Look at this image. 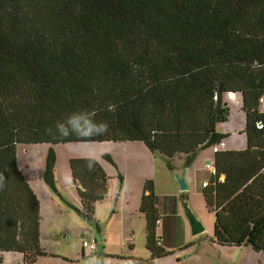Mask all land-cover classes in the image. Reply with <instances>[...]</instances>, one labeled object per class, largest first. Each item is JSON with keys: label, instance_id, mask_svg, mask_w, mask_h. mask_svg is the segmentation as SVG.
Segmentation results:
<instances>
[{"label": "trees", "instance_id": "trees-1", "mask_svg": "<svg viewBox=\"0 0 264 264\" xmlns=\"http://www.w3.org/2000/svg\"><path fill=\"white\" fill-rule=\"evenodd\" d=\"M223 92L242 95L247 145L214 152L215 172L202 187L215 213L212 240L261 251L264 0H0V252H22L23 264L44 254L40 202L18 165V144L141 141L175 173L177 160L185 168L222 142ZM94 109L108 125L104 135H54L57 121ZM86 158L70 159V170L78 212L95 225L109 175L100 159L91 157L90 168ZM101 158L113 163L108 153ZM140 211L150 255L122 258L156 264L171 251L156 243L152 179Z\"/></svg>", "mask_w": 264, "mask_h": 264}, {"label": "rangeland", "instance_id": "rangeland-1", "mask_svg": "<svg viewBox=\"0 0 264 264\" xmlns=\"http://www.w3.org/2000/svg\"><path fill=\"white\" fill-rule=\"evenodd\" d=\"M238 93L235 95L240 97L239 108H241L242 95ZM227 104L229 106L228 119L218 124L224 127L234 126L239 114L243 116V120L240 121L242 131L224 135L222 142L216 148L242 150L247 145L246 118L242 111L236 112L235 107L231 108L229 102ZM119 143L120 141H102L56 144L20 143L17 145L18 165L39 199L41 207L40 239L44 254L39 255L33 264H126V260L121 257L123 255L142 258L150 255L146 246V221L136 208L137 199L134 198L137 185L135 178L143 169L131 159L126 164L124 163L123 154L125 153L118 148ZM135 143L143 145L141 141ZM101 145L111 148L112 152L109 153L113 163L103 161V165L107 164L104 169L109 175L108 193L104 199L95 204L94 216L95 219L99 218L104 222V231H106L104 240L108 243L107 250L113 252L109 255H105L102 249L99 233L92 226L94 223L86 220L78 212L80 198L73 184L70 170V159L91 157L95 152V147ZM213 149L214 146L205 147L193 163L186 169L182 168L185 170L187 182L185 190H180L175 177L176 173L165 169L164 175L160 171L161 164L159 163L164 164V157L156 154L157 158L151 169L155 170L156 175L161 176V185L158 183V190L161 189L162 192L176 196L177 213H180L179 215L175 213L171 206L167 213L159 210L162 213H160L161 219L158 218L159 221H156L157 235L161 236L159 232H163L162 221L177 220L175 228L167 233L171 245L165 244L164 241L161 243L171 251V255L167 254L157 258L156 264H199L194 263L192 257L184 260L187 255L183 253L184 250L174 247L179 242L180 244L183 242L185 225L189 238L192 239L190 241H195V244L187 249L199 255H205L210 264H261L262 250L258 252L250 244L240 247L221 246L212 240L215 213L207 207L202 187L203 181H207L211 173L210 169L206 168V163L212 164L210 158ZM149 155L148 157L154 158L153 153ZM101 156L97 159H102ZM115 160L119 162V165L114 162ZM143 162L142 159L139 161V163ZM164 178L171 179L172 184H167ZM140 188L141 186L138 185V192H142ZM184 199L187 200L189 208L204 226L203 233L195 236L191 234L190 225L184 213ZM92 238H95L98 243L94 250L83 246L85 239ZM177 254H180L181 260L176 258ZM0 257L3 262L12 264H23L24 260V254L14 250L1 251Z\"/></svg>", "mask_w": 264, "mask_h": 264}, {"label": "crops", "instance_id": "crops-1", "mask_svg": "<svg viewBox=\"0 0 264 264\" xmlns=\"http://www.w3.org/2000/svg\"><path fill=\"white\" fill-rule=\"evenodd\" d=\"M235 93L239 94L238 92H223L222 95H221L222 101L226 102V103L229 102V105H230L231 108L235 107L236 108V112H241L242 111L243 114L245 115V112L242 109V103H241V108H239L240 97L238 95H235ZM245 118H246V115H245ZM227 119H228V117H227ZM242 120H243V116L238 114V116L236 117V122H234V124H233L234 126L224 127V126L218 124L216 129H217L218 132L223 133L224 135L229 134V133H236L238 131H242V127H240V121H242ZM121 142H123V143H121ZM135 142H140V141H120V143H119L120 145H119L118 148L122 152L125 153V154H123V160H124L125 164L128 162V160L131 159V160H133V162H136L143 169V170L140 171L139 175L136 176V178H135V180L137 181L136 193H135V197H134L135 200L137 199L136 208L144 216L145 221H146L145 215L140 211V199H141L142 192H138V185L141 186L140 191H142L143 190V186H144V182L147 179H152L154 181V185H155V205L157 207L158 217L161 219L160 213L169 212L170 206L172 207L173 211H175V213H177L178 212V200H177L176 196L174 194H168L166 192H162L161 189L158 190V183L161 185V176L159 174H157L158 175L157 176L155 170L153 171L151 169V166H153V163L155 162V160L157 158L156 154L153 155L154 158L148 157V156H150L149 154H152V153L149 151L147 146L144 143H142L143 145H141L140 143H135ZM219 144L214 146L213 154H212V156L210 158V161H211L212 164L206 163V168H207V165L213 166L214 152L216 150H222V148H218V147L216 148V146H218ZM109 152H112V150H111V148H109V146L101 145L99 147H95V152H94V154L91 157L99 158L100 155H103L104 153L110 154ZM141 159L144 161L143 163H139V161ZM100 160L102 161V165H103V161L109 163L106 160H102V159H100ZM114 162H116L119 165V162H117L116 160ZM177 162H178V165H179V170L177 172L179 173L180 170L183 167H182V163H181L180 160H177ZM160 164H161V168L159 167V169L165 175V169H167L166 166H165V163L164 164L159 163V165ZM104 167L106 168L107 164L103 165V168ZM184 169H186V167ZM211 173H213V172L211 171ZM164 181L167 184H169V185L172 184L171 179L164 178ZM203 183H204V181H203ZM165 189H167V188H165ZM169 189H170V191H172V193H174V191L171 188H169ZM159 210L162 211V212H159ZM40 211H41V207H40ZM95 211H96V206H95ZM177 214L179 215L180 213H177ZM98 219L99 218L95 219L96 224L92 225L94 227L93 229L97 230L98 233H99V235L98 234L97 235L100 238L102 249H104L105 255L112 254L113 252H109L107 250L108 243L104 240V237H105V234H106V231H104V222H102L101 219H99V220ZM176 220L175 221H162L163 232L160 231L159 233L161 234V239H162V241L165 242V244H167V243L170 244L169 243L170 242V237L169 236L167 237V233L175 228ZM97 221H98V224H97ZM40 228H41V226H40ZM190 240H192V239L189 238V235H188L187 229H186V225H185V237L183 238V242L181 244L179 242L174 247H176V248L180 247L181 250H184L183 253L187 254L184 257V260L192 257V261L194 263L210 264L208 257H206L205 255H199L195 251H191V250L187 249V247L189 248V247H191V246H193L195 244V241H190ZM40 243H41V239H40ZM171 250H173V249L171 248ZM258 252H260V251H258ZM261 253H262V258L260 259V263L264 264V249L261 251ZM169 255H171V254H169ZM181 255H182V253H181ZM123 256H127V255H123ZM123 256H121V257H123ZM147 257H149V255ZM147 257H144V258H147ZM176 258L178 260L182 259L180 254H177ZM201 260H203V261H201Z\"/></svg>", "mask_w": 264, "mask_h": 264}, {"label": "clouds", "instance_id": "clouds-1", "mask_svg": "<svg viewBox=\"0 0 264 264\" xmlns=\"http://www.w3.org/2000/svg\"><path fill=\"white\" fill-rule=\"evenodd\" d=\"M97 110L77 111L70 113L63 121H57L55 128L56 133L61 138L70 136L79 137L82 140H90L94 136H102L108 130L105 122H97L95 117ZM51 131V130H49ZM88 166H92V158L87 157ZM5 186V177L0 174V189Z\"/></svg>", "mask_w": 264, "mask_h": 264}, {"label": "water", "instance_id": "water-1", "mask_svg": "<svg viewBox=\"0 0 264 264\" xmlns=\"http://www.w3.org/2000/svg\"><path fill=\"white\" fill-rule=\"evenodd\" d=\"M175 177L177 179L180 190L187 189V182L185 179V170L181 169L180 173L176 172ZM183 205H184V213L190 225L191 234L195 236V235L203 233L205 228L202 225L201 221L196 217V215L189 208L186 199H184Z\"/></svg>", "mask_w": 264, "mask_h": 264}, {"label": "built area", "instance_id": "built-area-1", "mask_svg": "<svg viewBox=\"0 0 264 264\" xmlns=\"http://www.w3.org/2000/svg\"><path fill=\"white\" fill-rule=\"evenodd\" d=\"M259 103H260L261 110H264V96L259 97ZM259 125H261V123H259ZM207 168H209L214 173L215 169H214L213 166L207 165ZM203 185H206V182H204ZM157 221H159V220H157ZM156 225H157V222H156ZM155 238H156V243L158 245H161V243H162L161 236L156 234ZM97 244L98 243H97V240L95 238L85 239L83 241V246L89 247V248H91L93 250L97 248Z\"/></svg>", "mask_w": 264, "mask_h": 264}]
</instances>
